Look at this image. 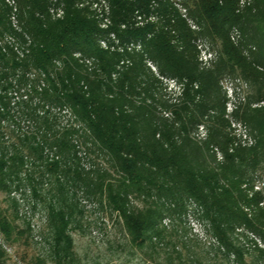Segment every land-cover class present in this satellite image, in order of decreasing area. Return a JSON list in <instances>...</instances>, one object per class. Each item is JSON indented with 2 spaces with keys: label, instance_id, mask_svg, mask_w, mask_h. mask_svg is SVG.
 <instances>
[{
  "label": "trees",
  "instance_id": "16d2710c",
  "mask_svg": "<svg viewBox=\"0 0 264 264\" xmlns=\"http://www.w3.org/2000/svg\"><path fill=\"white\" fill-rule=\"evenodd\" d=\"M242 1L0 0V191L33 176L32 155L43 162L57 183L58 264L75 260L77 192L165 264L193 259L162 225L190 202L223 253L242 258L236 228L264 241V0ZM203 37L219 48L207 66ZM226 78L250 88L230 109Z\"/></svg>",
  "mask_w": 264,
  "mask_h": 264
},
{
  "label": "rangeland",
  "instance_id": "374dc122",
  "mask_svg": "<svg viewBox=\"0 0 264 264\" xmlns=\"http://www.w3.org/2000/svg\"><path fill=\"white\" fill-rule=\"evenodd\" d=\"M249 2L243 0L242 5ZM232 35L238 41L242 40L239 29L233 30ZM201 46L200 60L203 66H207L218 55L219 48L205 37L201 40ZM250 49L254 50L255 47L250 46ZM223 88L230 99L228 107L232 108L236 97L250 92L249 84L241 78L224 79ZM166 91L167 95L174 96L178 88L167 83ZM260 105H264V102H260ZM64 122L63 118L59 120V123ZM2 126L8 133V124L3 123ZM233 127L245 138L242 125L235 123ZM204 132L199 129L198 135ZM8 135L3 137L4 141H10L12 134ZM45 154L49 155V160L53 157L48 150ZM32 162L27 163L33 172L30 179L24 176L10 177L6 180V189L0 191V247L6 254V264H58L55 254L59 248L57 217H52L48 209V205L59 201L57 183L43 162L36 159V155H32ZM95 162L100 163L101 160L95 159ZM83 164L88 166L85 160ZM263 181L264 176L260 175L256 184L261 185ZM71 198L70 201L76 205L72 215L74 221L68 231L74 245L73 264H165L162 252L156 253L158 251L155 252L150 245H133L121 220L104 204L101 206L97 201L88 200L80 192H77L76 198ZM194 207V203L190 202L179 219L166 217L162 221V225L173 229L168 238L177 246L176 249H181L183 259L193 257L191 261H184L185 264H194V260L202 264H264V254L255 246L264 250V241L259 236L247 229L236 228L232 237L242 252V258L225 254L222 243L210 232L206 222L194 215ZM169 250H172L171 246Z\"/></svg>",
  "mask_w": 264,
  "mask_h": 264
}]
</instances>
